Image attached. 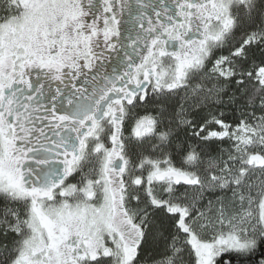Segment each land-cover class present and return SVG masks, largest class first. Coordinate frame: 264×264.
Here are the masks:
<instances>
[{
	"label": "snow or ice",
	"instance_id": "snow-or-ice-1",
	"mask_svg": "<svg viewBox=\"0 0 264 264\" xmlns=\"http://www.w3.org/2000/svg\"><path fill=\"white\" fill-rule=\"evenodd\" d=\"M0 264H264V0H0Z\"/></svg>",
	"mask_w": 264,
	"mask_h": 264
}]
</instances>
